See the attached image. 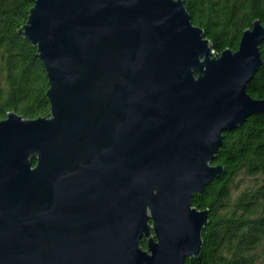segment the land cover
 Listing matches in <instances>:
<instances>
[{
	"label": "water",
	"instance_id": "1",
	"mask_svg": "<svg viewBox=\"0 0 264 264\" xmlns=\"http://www.w3.org/2000/svg\"><path fill=\"white\" fill-rule=\"evenodd\" d=\"M30 1L50 117L0 120V264L197 259L192 199L223 133L264 112L246 90L264 25L216 56L183 0Z\"/></svg>",
	"mask_w": 264,
	"mask_h": 264
},
{
	"label": "trees",
	"instance_id": "2",
	"mask_svg": "<svg viewBox=\"0 0 264 264\" xmlns=\"http://www.w3.org/2000/svg\"><path fill=\"white\" fill-rule=\"evenodd\" d=\"M183 2L216 56L236 51L254 21L264 25V0ZM32 6L30 0H0V120L11 112L26 119L50 117L47 72L36 47L21 34ZM259 52L262 64L246 90L264 100V41ZM212 165L222 171L192 199L193 207L208 211L201 254L185 264H264V112L223 133ZM244 176L252 183L243 182ZM141 246L146 248L145 240Z\"/></svg>",
	"mask_w": 264,
	"mask_h": 264
},
{
	"label": "rangeland",
	"instance_id": "3",
	"mask_svg": "<svg viewBox=\"0 0 264 264\" xmlns=\"http://www.w3.org/2000/svg\"><path fill=\"white\" fill-rule=\"evenodd\" d=\"M243 182H248L249 184H251L252 183V180H250V179H247V177H243ZM240 188H242V185H240Z\"/></svg>",
	"mask_w": 264,
	"mask_h": 264
}]
</instances>
